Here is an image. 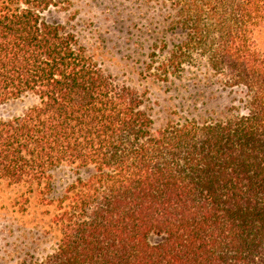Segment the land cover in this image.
I'll return each instance as SVG.
<instances>
[{
  "label": "trees",
  "instance_id": "obj_1",
  "mask_svg": "<svg viewBox=\"0 0 264 264\" xmlns=\"http://www.w3.org/2000/svg\"><path fill=\"white\" fill-rule=\"evenodd\" d=\"M70 1L0 0V105L36 100L0 119V180L55 206L59 240L39 264H264V0H167L185 38L165 81L199 53L244 111L162 129L136 90L47 21ZM64 165L95 171L48 199Z\"/></svg>",
  "mask_w": 264,
  "mask_h": 264
},
{
  "label": "rangeland",
  "instance_id": "obj_2",
  "mask_svg": "<svg viewBox=\"0 0 264 264\" xmlns=\"http://www.w3.org/2000/svg\"><path fill=\"white\" fill-rule=\"evenodd\" d=\"M168 8L167 0H71L51 8L45 18L76 34L115 82L136 90L156 129L243 112L241 91L229 88L199 53L165 81L161 66L168 52L185 38L173 27L174 15ZM259 42L264 51V30ZM35 103L33 97L25 96L1 104L0 119L21 117ZM94 171L72 165L55 169L48 199H60L70 186L89 179ZM42 200L29 184L0 180V264H39L56 249L60 234L53 224L55 206ZM158 241L152 238V243Z\"/></svg>",
  "mask_w": 264,
  "mask_h": 264
}]
</instances>
